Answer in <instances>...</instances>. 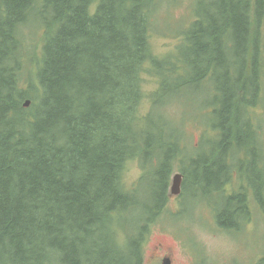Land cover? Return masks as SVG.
<instances>
[{
	"label": "trees",
	"instance_id": "trees-1",
	"mask_svg": "<svg viewBox=\"0 0 264 264\" xmlns=\"http://www.w3.org/2000/svg\"><path fill=\"white\" fill-rule=\"evenodd\" d=\"M30 1L0 0V3L4 6V12L9 18L26 17L27 19L28 16L31 19L30 26L41 23L38 27L44 29L43 37H46L40 56L35 58H33L36 56L33 48L24 46L25 43L22 37L25 35V31L22 28H15L19 41L11 39V30H8V37H1L5 45L0 47V128L6 132V124L13 123L12 114L15 110H29V108L24 107L26 106L25 103L27 100H30L31 103L35 101L36 95L33 92L36 90L41 93V103L43 109L45 108L39 115H47V111H54L56 115V118L53 119L54 130L52 132L61 131L62 128H58V125L74 111L77 113L80 109L86 107L105 111L110 115L109 121H92L106 123V127L110 129L111 140L116 147L122 144L121 137L117 133L131 132L135 149L130 154L132 158L129 162L140 159L145 163L144 169L149 170V174H140L129 186L124 180V173L117 174V167L113 163L115 167L112 176L118 182L121 196L108 205L106 204L107 201L101 200V215L104 221L87 218L85 223L82 221L77 223L79 228L76 230L87 233L81 251L68 249L59 243L53 244L56 248H60L63 253L66 252V260L61 259L60 263L92 264L93 261L91 260H79L78 253H87L86 249L97 243H108V252L106 250L102 251L106 253L110 264H143V245L151 230L149 225H143L145 223L143 216L148 214L146 209H154L147 206L149 191L147 194L142 193L144 186L142 180L151 174L162 175L163 178L161 179L165 181L163 191L158 189L162 193L161 197L163 196V206L167 201V175H171L173 170L178 168L185 175V183L204 184L205 188L208 187L212 192L203 194V197H196L197 191L191 193V199L195 203H202L210 211H216L218 205L212 201L214 194L218 199H223L226 205L231 206V212H236L235 207L237 206L235 203L242 208V212H245L246 207L239 195L233 201L224 198L222 184L228 176V171L223 155L225 147L231 145L234 147L236 142L237 147L240 148L239 151L244 152L239 157L243 162H249L250 164L251 161L254 162L256 157L252 158V145H255L252 130L256 124L254 120L257 116H261L262 109L259 106H254L253 99L256 96L257 85L260 88L263 59L259 42V35L262 34L254 30L257 29L259 20L264 16V0H215L211 3L212 7H205L206 11L210 8L216 11L212 18L215 19L217 28L209 24L207 27L198 29L194 36L201 37L198 39L200 42L197 47L202 49L204 65L212 63L209 48L214 50L212 52L213 56L220 58L217 65H214L211 70V72L215 71L216 74L213 78L210 75L211 72L194 66L185 58L188 43L184 38L182 43L177 45L168 55L160 56L154 53L152 46L149 44V37L154 25L151 22V17L153 11L157 8L158 0H115L114 4L107 5L116 19L114 25L111 26L109 31L105 30L101 33L91 31V34L84 32L77 26L80 27L81 21L98 25L100 23V13L104 9L107 0H32L33 6L28 8ZM40 2L41 4L38 5L37 3ZM95 2H98V5L94 11L95 15L91 16L94 13H91L90 6ZM247 22L249 23V29ZM66 26H69V29L71 26L73 28L69 30ZM232 27H236V34L233 30V37L237 36L239 40L237 41L234 37L235 47L229 48L227 51L226 48L220 47L222 41L219 40V36L228 32ZM119 30L129 34V38L126 39L124 45L115 46L111 42L110 35ZM191 36L192 39L193 33ZM48 38L49 43L46 42ZM212 44H214L215 49L211 46ZM75 51L94 53V58L95 55L109 52L112 59L120 58L121 65L117 66L122 71L119 72L118 81L114 83L106 79L111 72V69L108 72L106 71L108 67H105V72H103L107 74L102 75L93 71L89 72L88 69L75 71L70 61ZM226 51L227 53L223 54ZM7 59H12L14 65L11 66L9 62H6ZM146 66L155 71L160 81L158 88L152 94L151 110L144 119L139 115L137 121V110L142 100V84L139 75L145 70ZM237 66L240 67L239 70L242 72L240 78L235 77V73L238 71ZM218 68L221 74L218 84L219 87H222L221 91L223 93H213L212 82L218 75ZM11 69L15 72L14 74ZM243 70L246 71L244 76ZM18 73L19 75L16 76ZM193 74L194 81L192 85ZM56 76L60 77L59 83L49 91L46 84L50 78ZM207 77L208 79L205 80ZM15 80L19 81L18 88L14 86ZM67 82L72 85L68 93L63 86ZM189 84L192 87H189ZM204 86L207 93H192L194 88L202 90ZM57 87L60 89L58 95L60 98L63 97L64 100H59L58 96H54L53 91ZM32 88L34 89L31 90ZM78 88L82 89V94L79 97L76 93ZM204 94L205 96H203ZM180 96L179 106L190 109L192 117L201 116L203 109L209 108L202 116L206 124L210 123V126L206 125L210 139L207 141L206 146L204 144L193 146L204 152L196 160L203 166V174L200 171L192 173L187 165L185 151L164 152V158L168 159L167 168L164 170L152 161L154 159L148 161L150 160V152L145 151L144 141L147 145H152L151 152L157 151L163 146L164 128L168 126L166 125L168 121L160 113L162 110L158 107L156 101H160L166 106L175 98L180 99ZM137 123L143 124L144 131H138ZM144 124H146V127ZM112 125L115 126L114 129H112ZM223 127L225 131H218L219 128L223 129ZM115 129L117 130L115 131ZM46 130V127H44L43 134ZM7 152H9L8 149L2 148L0 154ZM249 152L252 160L249 157ZM77 156V154L68 153L67 158ZM100 157L101 155H96L95 163V165H98L97 171L100 173L99 181L105 174H108L110 164V162H98L97 159ZM12 161L13 165L17 164L15 160ZM25 164H17V167ZM50 164L49 160H44L41 163L42 166L48 167L51 171ZM249 164H247V167ZM37 165H40V163L33 166ZM35 176L45 182L51 180L41 170ZM1 177L7 176L3 173ZM208 178L211 182L218 179L222 183L218 185L211 184ZM7 181L9 180H2L0 185L8 194L10 188H8ZM157 181H149L145 184V187L155 189ZM251 182L258 193L261 182L259 173ZM105 186L111 192V185L108 182L105 183ZM99 193L102 194V192ZM5 198H7V201L4 200V203H0V227L1 229H10L9 233L11 234L9 235L16 238V235H12V231L20 224L21 218L19 216L13 217V214H18V211H15L9 205L10 198L8 199L6 195ZM159 198L160 196L157 197V199ZM163 206L156 209L159 210ZM247 206L250 207L251 203ZM132 214L137 227H131L128 231L125 230L122 238L119 239L110 229L111 224L116 221H124L126 216ZM131 239H136L137 247L129 242ZM15 242L17 243L18 240H15ZM140 252L141 255H138ZM133 254L137 256H133ZM87 255L89 254L87 253ZM262 264H264V261H262Z\"/></svg>",
	"mask_w": 264,
	"mask_h": 264
},
{
	"label": "bare ground",
	"instance_id": "bare-ground-1",
	"mask_svg": "<svg viewBox=\"0 0 264 264\" xmlns=\"http://www.w3.org/2000/svg\"><path fill=\"white\" fill-rule=\"evenodd\" d=\"M177 1L180 2L181 0ZM213 1L215 0H204L205 7H212L211 3ZM106 2L100 13L99 26L81 21L80 27H77L88 34H91V31H98L97 33L105 30L109 31L116 19L107 5L114 4L115 0H107ZM157 9L155 8L152 13V24L154 19L156 20L155 13ZM215 13L216 11L210 8L208 11L205 10L204 15L196 14L191 23L189 22L182 29L179 28L176 33L188 43L185 58L194 66L207 72L217 64L220 58L213 56L212 52L214 50L209 48L212 63L204 65L202 49L197 47L200 42L198 39L201 37L194 36V33L201 27L209 26V24L217 28L215 19L212 18ZM247 24L249 29V23L247 22ZM66 28L69 29V26H66ZM72 28L73 26L70 27V29ZM233 30L236 34V27H232L228 32L219 36V40L222 41L220 47L226 48L227 51L229 48L235 47L234 37L237 41L239 40L237 36L233 37ZM192 33L193 38L191 39ZM110 38L115 46H120L121 44L124 45L126 39L129 38V34L119 30L110 35ZM192 41L195 43L194 45ZM211 46L215 49L214 44ZM227 51L223 54H226ZM93 56L94 53L75 51L70 60L74 70L81 71L87 68H95L96 63L94 60L97 59L104 67H108L107 72L111 69L106 79L114 83L118 81L119 72L122 71L117 66L121 65L120 58L112 59L105 53L95 55V58ZM6 62H9L11 66L14 65L12 59H7ZM18 75L19 73L16 76ZM10 76L12 77L11 74ZM59 79L58 76L53 78L54 85ZM193 81L194 74L193 80H191L192 85ZM14 86L18 88L19 81L15 80ZM63 86L67 93L72 87L68 82ZM77 90L78 96H75L79 97L82 94V89L78 88ZM59 92L58 87L54 89V96H58L59 100H64L63 97L60 98L58 95ZM33 93L36 95L35 101L30 102V104L26 102V106H24L29 110H15L12 114L13 123L6 124V132L0 128V152L2 148L9 150L7 153L0 154V182L9 180L7 182L8 188H10L7 194L0 185V203H4V200L7 201L5 195L8 196V199L10 198L9 205L12 209L18 211V214H13V217L19 216L21 218L20 224L12 231V235H16L18 239L9 235L11 234L9 233L10 229H1L0 227V264H63V262L60 263V260H66V252L63 253L60 248L53 245L57 243L66 246L68 249L81 251L87 233L76 230L79 228L77 223L81 221L85 223L87 218L104 221L101 215V200L107 201L106 204L108 205L121 196L118 182L112 176L114 164L117 167V174L124 173L126 164L132 158L130 154L134 151V139L131 132L117 133L121 137L122 144L119 147L113 144L110 129L104 123L109 121L110 115L98 109L86 107L80 109L77 113L74 111L58 125V128H62L61 131L52 132L54 130L53 119L56 118V115L54 111H47V115H39L43 111L41 93L36 90ZM92 120L104 122H93ZM44 127L47 130L43 134ZM119 131L121 130L119 129ZM145 148L146 151L150 152V158L154 159L152 161L158 167L163 170L167 168L168 159L164 158L162 152H151L152 145H147ZM226 149L229 152V148ZM68 153L77 154L78 156L67 158ZM97 154L101 155L97 159L98 162H110L109 172L102 177L101 181L98 180L100 177V173L97 171L98 165H95ZM227 156L228 153L224 156V160L227 159ZM12 160H15L17 164H26L17 167V164L13 165ZM44 160L50 161L51 171L48 167L41 165ZM39 163L40 165L33 166ZM203 169V166L198 163L196 171L203 174ZM38 170L43 171L45 175L51 178L50 182L37 178L35 174L39 172ZM3 173L7 177H1ZM106 182L111 185V192L105 186ZM210 183L218 185L222 182L216 179L210 181ZM193 191L195 189L191 190V192ZM99 192H102V194ZM235 205L238 207L236 203ZM15 240H18V242L16 243ZM86 250L89 255L83 252L78 253L79 260H91L93 261L92 264H110L106 253L102 251L106 250L108 252V243H97ZM133 256L137 255L133 254Z\"/></svg>",
	"mask_w": 264,
	"mask_h": 264
},
{
	"label": "rangeland",
	"instance_id": "rangeland-1",
	"mask_svg": "<svg viewBox=\"0 0 264 264\" xmlns=\"http://www.w3.org/2000/svg\"><path fill=\"white\" fill-rule=\"evenodd\" d=\"M37 4L40 5L41 2ZM32 6L33 2L31 0L27 7L32 8ZM3 7V4L0 3V47L5 45V43L1 40V37H8V30H11L12 32L11 39L19 41V38L15 33V28L18 26H28L29 22L31 21L28 16L27 19L26 17L9 18L4 12L5 10ZM96 8L97 3H93L91 5V13H94ZM157 8L158 9L155 13L156 20L154 19V23L156 22L154 27L157 29L154 30L152 35H150L149 44L152 46L154 53L164 56L173 51L179 40H182V37L179 34H176L179 31V28L182 29L186 27L189 22L191 23L195 19L194 16L196 14L204 15L205 2L204 0H181L180 2L174 3V0H163ZM40 24L41 23H38L37 25H31L27 30L29 37H32L34 42L29 44V46L34 48L37 56L41 54V49L46 39V37H43L44 29L38 27ZM215 26L217 27V25ZM263 26L264 18L258 27L259 33L260 30L263 29ZM46 42L49 43V38L46 40ZM259 42L261 45V54L263 59L261 65L262 78L261 90L259 91L257 85L255 95H257L258 92L260 93L261 106L264 109V32L262 35H259ZM105 54L109 57H112V55L110 56L109 52H105ZM95 63V68L87 69L89 72L93 71L96 74L98 73L102 75L105 67L98 60H96ZM239 69L240 67H238V71L235 73L236 78H240L242 75V72ZM217 72L218 75L212 82L213 93H223L221 91L222 87H219L218 84L219 78L221 76L219 73V68L217 69ZM245 73L246 71L243 70V76ZM140 75L142 84V100L137 110V121L139 120V115L142 119L148 115L151 107L150 98L159 85V78L155 74V71L151 68L146 67V69ZM210 75L213 78L216 75L215 71H212ZM207 79L208 77L205 80ZM58 83L59 82L57 81L54 85L53 78H50L46 84V88L50 91L54 86H57ZM189 87L192 86L189 85ZM192 93H207V90L204 86L202 90H197L194 88ZM203 96H205V94ZM44 110L45 108L43 111ZM207 110H209V108L203 109L201 116L192 117L190 109L181 107L178 108L177 104L170 103L168 107L160 111V113L163 116L165 114L167 119L172 123L173 135L170 133L167 135L164 134L166 138L164 136L162 139L163 146H161L157 151L162 153H164V150H170L172 153L176 151H185L187 165L190 167L192 173L196 172L198 164L196 160L204 153L203 150L194 148L193 146H199L200 144H204L206 146L207 141L210 139V136L207 134L206 122L202 116ZM207 125L210 126V123H207ZM256 126L261 130L264 140V114L257 119ZM137 127L138 131H144V126L142 123H137ZM218 131H225V128H219ZM144 144L145 147H147L145 141ZM228 148L229 152L225 147V153L223 155L225 156L228 153L227 159L225 158L224 160L228 171V176L223 182L222 188L224 189V193H226V196L230 201H233L235 197L239 195L244 206L247 207V205L251 203L252 199L248 197V194L249 192L253 191V187L249 185V182L257 177L255 162L251 161L250 164L248 162L249 166L247 168L241 167L240 165L242 161L239 157L242 156L244 152L239 151L240 148L237 147L236 142L234 147L231 145ZM254 156L258 158L264 157V145H252V158ZM249 157L252 160L250 152ZM144 161H151V158L148 161ZM144 165L145 163L140 159L138 161L134 160L126 164L123 177L127 184L132 183L140 174H149V170L144 169ZM176 173H181L178 168H175L171 175H167V201L164 206L162 200L163 196L161 197L162 193L158 190L162 189L163 191V188L165 187V181L164 179H161L163 176L159 174H151L142 180V184L144 185L142 193L147 194L149 191V202L147 206H150L154 209H146L148 214L144 215L143 218L147 220L153 219L156 221L155 226L149 232V237L147 240L150 242L148 244L147 250H145L146 264L151 263L152 253L150 251V246L153 241L158 239V237H162L166 244L170 243L174 245L176 251V261L174 264H255L256 258L259 256V254H264V208L261 206L256 211L257 222L254 226V230L251 233L250 231L252 230V227L256 221V215L254 212H244L242 216L238 218L240 221L247 222L248 226L246 228L243 227L238 231L237 229H233L232 232L225 231L221 227L228 228L235 226V223L232 221L233 213L230 210L231 206L226 205L223 199H218L214 194L212 196V201L214 204L218 205V211L221 209V215H219V217L217 216L219 212L214 211L213 214L215 215H212V212L208 207L203 209L196 206V204L191 201L188 195L191 190L195 189L200 195L212 192L208 187L205 188L204 184L198 185L191 183L189 185V183H185V178L178 181L177 185H179L180 191L178 193H174L173 181ZM259 176L264 179V175L259 174ZM153 180H158L155 183V189H147L145 184ZM258 193L259 195L264 196V183L258 187ZM158 196H160L159 199H157ZM177 200H180L179 203ZM161 206H163L161 209H156ZM165 206V211L162 214ZM179 223L182 224L186 235L177 227L180 226ZM182 233L184 234V237ZM131 243L134 245L135 240H132ZM191 246L194 249H199V246L202 247L200 249V254L203 256L202 261L200 260L198 251L196 249L194 250ZM169 252L170 254L172 253L171 249Z\"/></svg>",
	"mask_w": 264,
	"mask_h": 264
},
{
	"label": "flooded vegetation",
	"instance_id": "flooded-vegetation-1",
	"mask_svg": "<svg viewBox=\"0 0 264 264\" xmlns=\"http://www.w3.org/2000/svg\"><path fill=\"white\" fill-rule=\"evenodd\" d=\"M261 137H262V135H261ZM262 138H263V137H262ZM254 162H255V166H256V168H255L256 172L259 173V174H262L263 172L261 171L262 164H261L260 158L255 157ZM255 197L258 198V193H257V191L255 192ZM235 208H236V212H232V213H233V216H232V219H233V220H232V221L235 223V227H239L241 221H240V219H238V218L241 217L242 214H243L244 212H242V208H240V207H235ZM245 212H252V211H251L250 208L247 206V207L245 208ZM254 224H256V221H255ZM155 250H156L157 252L162 251V250H163V244L160 243V242H159L158 244H156V245H155ZM170 255H171V254H170ZM172 257H173L172 255H171V256L166 255V256H163V257L159 256V257H158V260L161 261V260H163V259H165V258H169L170 260H172Z\"/></svg>",
	"mask_w": 264,
	"mask_h": 264
},
{
	"label": "water",
	"instance_id": "water-1",
	"mask_svg": "<svg viewBox=\"0 0 264 264\" xmlns=\"http://www.w3.org/2000/svg\"><path fill=\"white\" fill-rule=\"evenodd\" d=\"M181 178H182L181 175H176L175 176V179H181ZM177 183H178V181L175 182L173 191H177L178 190L179 185H177Z\"/></svg>",
	"mask_w": 264,
	"mask_h": 264
}]
</instances>
